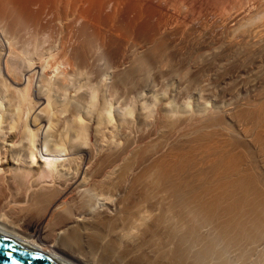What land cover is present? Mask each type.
<instances>
[{
  "label": "bare ground",
  "instance_id": "bare-ground-1",
  "mask_svg": "<svg viewBox=\"0 0 264 264\" xmlns=\"http://www.w3.org/2000/svg\"><path fill=\"white\" fill-rule=\"evenodd\" d=\"M205 1L0 0V234L60 264H264L261 77L250 98L219 105L186 75L178 94L195 93L193 107L136 97L147 71L172 68L180 51L166 38L195 12L230 11L206 24L228 30L207 59L263 56L264 18L251 10L263 14L264 0ZM46 32L59 36L48 63L15 51ZM70 77L79 82L66 93ZM30 78L24 116L14 97Z\"/></svg>",
  "mask_w": 264,
  "mask_h": 264
},
{
  "label": "rangeland",
  "instance_id": "rangeland-1",
  "mask_svg": "<svg viewBox=\"0 0 264 264\" xmlns=\"http://www.w3.org/2000/svg\"><path fill=\"white\" fill-rule=\"evenodd\" d=\"M194 1H196V2H198V3H204V2H207V1H205V0H194ZM245 2H246V5L247 4H250L251 5V3L250 2H255L254 0H244ZM243 1V2H244ZM247 1H248V3H247ZM242 2V3H243ZM244 2V3H245ZM244 5V4H243ZM253 6H254V4H252V10L251 11H254L253 12V14L255 15H252L253 16V18L255 17V19H254V21H256L257 22V20L258 21H260L261 19H263L264 18V11H263V14H262V12L261 11H258L259 9L257 8V7H254L253 8ZM256 8V9H255ZM217 11H219V13L217 12ZM217 11H211V10H206V11H201V12H195V14L194 15H192L193 17L191 18V20H190V24L188 25L189 27H187V29H185V31H183L182 32V34L180 33L179 35H178V37H177V35H173V36H171V38H169V37H167L166 38V40L167 41H169L170 42V39H171V41H172V38H174L173 40H174V45H175V48L177 49V48H179V49H177L178 50V52L180 51V54L179 53H177L176 55L174 54L175 52H176V50H173V53H169L168 54V59H169V61L171 62H168V63H170L172 66V68H170V70L169 71H165V72H163L161 75H160V73H155V71H154V73L152 74V72H151V70H149V71H147V74L148 75H146V77L144 78L145 80V82L143 81V83L145 84H143V88H141L140 90L141 91H139L138 92V94L137 95H140V96H137L136 95V97H138V98H140L141 96H142V99L143 98H145L146 97V99H154L155 97L157 98L158 96H161V97H164V98H168V99H170V101L172 102V103H175V104H188V106L187 107H193V105H195V104H197V102H198V98L196 97V94L195 93H192V92H187V93H189V94H182V95H179L178 93H179V91H180V89H181V80H182V78L186 75V77H189L188 79H191L190 81L191 82H193L194 84H198L199 86H201V88H203L202 89V91H201V95H202V97H204V95H207L206 97H204L205 98V102L206 101H208L209 103H208V105H207V102H206V105L207 106H210L211 104H216L217 103V101L219 102V103H217V105H219V104H221V102H225V100L226 99H231V98H234V97H236V96H242V94H244L243 95V97H245L246 99H248V98H250V96H251V94H252V91H251V87H249L251 84V82L256 78V77H263L262 79L261 78H259L258 80L259 81H261L262 83H260V82H258V84L257 85H255V87L258 89V91H257V89L255 88V92H257V93H259L260 92V89H262L261 90V94H263L264 95V69L262 70L261 68H264V54H263V56H262V54H260V55H253V56H251V54H249L247 57H242L243 58V60H242V58H240V59H233V60H228V61H230V63L229 64H227L228 62H227V60H224L223 59V55L221 56H218V57H216L215 59V61H213V59H207L206 58V52L211 48V46H215V45H219L220 43H221V37H223V36H226V34H228V30L226 29V27L224 26V24H222V25H219L218 27H220V28H218V30L219 31H213L212 32V30H210V32H208V34L204 31L205 30V28H207L206 27V24H207V26H211L212 25V23H214V22H216L217 23V21H218V23L221 21V19L222 18H224L223 16H225L226 14V11H229V10H225V13H223L224 11H222L221 9H219V10H217ZM258 11V12H257ZM207 12V13H206ZM210 12H212L213 14H211V15H213V16H211L209 13ZM216 12V13H215ZM220 12H222V14L220 13ZM230 12V11H229ZM256 12V13H255ZM204 13V14H203ZM223 14H225V15H223ZM198 15V17H195V16H197ZM221 15V16H220ZM216 16H217V18H216ZM219 16V17H218ZM251 16V17H252ZM257 16V17H256ZM262 16H263V18H262ZM205 17V18H204ZM46 18H48V17H46ZM198 18V19H197ZM252 18V19H253ZM6 19H8V18H6ZM5 19V20H6ZM213 19V20H212ZM215 19V20H214ZM217 19H220V20H217ZM196 20V21H195ZM205 20V21H204ZM217 20V21H216ZM200 22H202V24L200 23ZM204 22V23H203ZM207 22V23H206ZM194 25H193V24ZM211 24V25H210ZM205 25V26H204ZM215 25V24H214ZM194 26V27H193ZM204 28H203V27ZM217 27V26H216ZM199 28V29H198ZM202 30H201V29ZM224 28V29H223ZM188 29H190V30H188ZM192 29V30H191ZM223 31H222V30ZM195 31V33H194V31ZM51 31H53V29L51 28ZM192 31V32H191ZM199 31H200V33H199ZM1 32V31H0ZM201 32H202V34H201ZM222 32V33H221ZM56 33V32H55ZM54 33V34H55ZM186 33V34H185ZM189 33V34H188ZM204 33H205V37L206 38H204ZM216 33V34H215ZM36 34V33H35ZM42 34V33H41ZM58 34V33H57ZM190 34H192V35H190ZM199 34V35H198ZM221 34V35H220ZM33 35L34 34H32V35H30V34H28V36L27 35H25L28 39H29V42H30V40L32 41H35V38H36V41L33 43V41H32V43L31 44H29V43H26L25 41H23V38L25 37H21V44H20V42L18 41V43H19V47H17V44H16V47L17 48H15V51L16 52H18V54L20 53V55H22L23 53H26V54H28V56H31L32 57V59L33 60H37V58H38V60H39V62H41V63H44L47 59H48V57H49V59L48 60H52V57H53V55H55V51H57L58 49H59V44H58V46H56L55 47V44L57 45V43H59V36L58 35H53V36H51V38L52 39H50L49 37V35H50V33H43V35L45 36H40L39 37V35H40V33H39V35L37 36L36 35V37H35V35H34V37L35 38H30L31 36L33 37ZM192 36L191 38H189L190 36ZM207 35V36H206ZM216 35V36H215ZM3 35H1V33H0V51H3L5 48H6V42H5V40H4V38L2 37ZM58 36V37H57ZM186 38V39H183L184 37ZM186 36H189L188 38L186 37ZM194 36V37H193ZM218 36V37H217ZM2 37V38H1ZM25 37V38H26ZM42 37V38H41ZM54 37H55V39H54ZM183 37V38H182ZM200 37V38H199ZM202 37V38H201ZM212 39H211V38ZM214 37H216L215 39H214ZM26 38V39H27ZM39 38V39H38ZM58 38V39H57ZM168 38H169V40H168ZM194 38V39H193ZM217 38H219V39H217ZM26 39H24V40H26ZM38 39V40H37ZM197 39V40H196ZM203 39H206V40H203ZM209 39H211V40H209ZM53 40H55V41H53ZM56 40H57V42H56ZM177 40V41H176ZM208 40H209V42H208ZM217 40H219L218 42L219 43H217ZM26 41H28V40H26ZM176 41V42H175ZM188 43H187V42ZM196 41H198V42H196ZM199 41H201V43L199 42ZM24 42V43H23ZM49 42V43H48ZM54 42V43H53ZM56 42V43H55ZM3 43V44H2ZM23 43V44H22ZM180 43V44H179ZM198 43V44H197ZM208 43V44H207ZM210 43V44H209ZM213 43H214V45H213ZM25 44V45H24ZM29 46H28V45ZM176 44H177V46H176ZM187 44V45H186ZM206 44V45H205ZM22 45V46H21ZM34 45H35V47H34ZM210 45V46H209ZM32 46V47H31ZM124 46V45H123ZM123 46L121 47V49L119 50V54L120 55H118V56H121V52L123 51H125L124 49H125V47H124V49H123ZM189 46V47H188ZM24 47V48H23ZM21 48V49H20ZM26 48H28V49H26ZM34 48V49H33ZM50 48V49H49ZM2 49V50H1ZM18 49H20L21 50V52H23V53H21V52H19L18 51ZM25 51H23V50ZM123 49V50H122ZM194 49V50H193ZM201 49V50H200ZM26 50H30V55H29V52L28 51H26ZM187 51L186 53H185V51ZM207 50V51H206ZM37 51V52H36ZM44 51V52H43ZM47 51V52H46ZM53 51V53H51ZM121 51V52H120ZM195 51V52H194ZM28 52V53H27ZM191 52V53H190ZM194 52V53H193ZM35 53V54H34ZM42 53V54H41ZM185 53V54H184ZM17 54V53H16ZM37 54H39V55H37ZM45 54V56L43 57V55ZM50 54H51V56H50ZM174 54V55H173ZM189 54V55H188ZM225 54V53H224ZM25 55V54H24ZM35 55H37V57L35 56ZM48 55V56H47ZM180 55V56H179ZM184 56V58H183V56ZM185 55H187V56H185ZM205 55V56H204ZM26 57H27V55H25ZM35 56V57H34ZM260 58H259V57ZM171 57V58H170ZM188 57H190V58H188ZM201 57V58H200ZM249 57V58H248ZM252 57H255V58H252ZM263 57V58H262ZM36 58V59H35ZM40 58L42 59L41 61H40ZM45 58V59H44ZM183 58V59H182ZM188 58V59H187ZM194 58V59H193ZM200 58V59H199ZM262 58V59H261ZM102 59V60H101ZM101 59H99L100 61L98 62V63H96V64H98L97 65V68L100 70L99 72H98V75H99V73H103V74H100V75H104L105 74V71H106V69H108V65L106 66V59H104V58H101ZM105 61H104V60ZM197 59H199V60H197ZM245 59H247V60H245ZM251 59H252V62H250L251 61ZM253 59H255V61L253 60ZM258 59V60H257ZM37 60V61H38ZM47 60V61H48ZM184 60H186V61H184ZM193 60V61H192ZM197 60V61H196ZM222 60V61H221ZM223 60L226 62H223ZM249 60V61H248ZM46 61V63H48ZM194 61L195 62H197V63H201V65L200 64H198V65H200V66H198V68L197 69H195V70H193L192 69V64L194 63ZM201 61V62H200ZM218 61H220V62H223L224 63V65L221 63V64H219L220 62H218ZM104 62V63H103ZM179 62V63H178ZM185 62L187 63L186 64V66H185ZM191 62H192V64H191ZM212 62H213V64H212ZM234 64H233V63ZM236 62H238V63H236ZM245 63V65H244V63ZM207 63V64H206ZM236 63V64H235ZM258 63V64H257ZM105 64V65H104ZM107 64H109L108 62H107ZM176 64V65H175ZM190 64H191V66H190ZM227 64V65H226ZM241 64H243V66L241 65ZM249 64H251V65H249ZM260 64H261V66H260ZM0 65H2L1 63H0ZM45 65V64H44ZM50 65V64H49ZM181 65V66H180ZM212 65V66H211ZM221 65V66H220ZM232 65V66H231ZM238 65V66H237ZM51 67H49V66H46V68L48 69V71L50 72L48 75L49 76H51L52 77V75L55 73V68H56V65H50ZM102 66V67H101ZM104 66V67H103ZM175 66V67H174ZM202 66V67H201ZM223 66V67H222ZM247 66V67H246ZM251 66V67H250ZM105 67H107V68H105ZM174 67V68H173ZM191 67V68H190ZM217 67V68H216ZM221 67V68H220ZM224 67H225V69H224ZM242 67V68H241ZM258 67V68H257ZM181 68V69H180ZM258 70H257V69ZM52 69H53V71H52ZM172 69V70H171ZM189 69V70H188ZM211 69V70H210ZM214 69V70H213ZM262 71H261V70ZM3 70H4V67H3ZM3 70H2V67L0 68V76L1 77H3V78H6L7 79V77H6V75H5V77L3 76ZM192 70V71H191ZM208 70V71H207ZM253 70V71H252ZM104 71V72H103ZM172 71V72H171ZM183 71V72H182ZM185 71V72H184ZM213 71V72H212ZM237 71V72H236ZM258 71V72H257ZM261 71V72H260ZM170 72V73H169ZM241 73H242V75H241ZM257 73V74H256ZM259 73H262L261 75H259ZM164 74V75H163ZM173 74V75H172ZM184 74V75H183ZM221 74H222V76H221ZM100 75H99V77H100ZM153 75V76H152ZM157 75V76H156ZM189 75V76H188ZM206 75V76H205ZM258 75V76H257ZM100 77V79H106V78H104V77H107L106 75L105 76H103V77ZM181 76V77H180ZM221 76V77H220ZM163 79H162V78ZM237 77V78H236ZM239 77V78H238ZM254 77V79H252ZM32 81H31V80ZM28 81H27V84H25V86L26 87H24L23 89L24 90H21V91H19L16 95H15V99L17 100V102L19 103V107H20V111H21V113L24 115V116H26L25 115V107H26V105H27V102L29 101V99H31L30 97H32V95H31V93H33V91H34V79H32V78H30ZM172 79V80H171ZM194 79V80H193ZM205 79V80H204ZM226 79V80H225ZM243 79H244V81H243ZM196 80V81H195ZM198 80V81H197ZM240 80V81H239ZM252 80V81H251ZM31 81V83H30V85H29V83L28 82H30ZM242 81V82H241ZM65 82H66V86L65 87H67L68 89H66V90H64L66 93L67 92H69V91H71L72 89H74V88H76V86L78 85L77 83L79 82V80H78V78H76V77H70L69 79H67V80H65ZM197 82V83H196ZM227 82V83H226ZM250 82V83H249ZM228 83H229V85H228ZM243 83H244V85H243ZM260 83V84H259ZM208 84V85H207ZM31 85L33 86V87H31ZM73 85V86H72ZM161 85V86H160ZM178 85V86H177ZM180 85V86H179ZM197 85V86H198ZM259 85V86H258ZM24 86V85H23ZM22 86V87H23ZM28 86H30V87H28ZM75 86V87H74ZM183 86H184V84H183ZM182 86V87H183ZM211 86V87H210ZM20 87V86H19ZM65 87H64V89H65ZM248 87V88H247ZM206 88V89H205ZM245 88V89H244ZM69 89H71V90H69ZM144 89V90H143ZM250 89V90H249ZM25 90H27V91H25ZM143 90V91H142ZM209 90V91H208ZM231 90V91H230ZM31 91V92H30ZM212 92V93H211ZM202 93H204V94H202ZM210 93V94H209ZM250 95H249V94ZM27 94H29V95H27ZM155 94V95H154ZM178 94V95H177ZM191 94V95H190ZM209 94V95H208ZM240 94V95H239ZM146 95V96H145ZM147 95H148V97H147ZM150 95V96H149ZM233 97H232V96ZM30 96V97H29ZM179 96V97H178ZM198 96V95H197ZM231 96V97H230ZM178 97V98H177ZM196 97V98H195ZM226 97H228V98H226ZM0 98H2V97H0ZM29 98V99H28ZM210 98V99H209ZM215 98V102H214V99ZM195 99V100H194ZM225 99V100H224ZM211 100V101H210ZM220 100V101H219ZM223 100V101H222ZM2 100H0V102H1ZM196 101V102H195ZM23 102V103H22ZM188 102V103H187ZM204 102V103H205ZM213 102V103H212ZM4 105V104H3ZM2 106V105H1ZM23 106V107H22ZM23 110V111H22ZM24 112V113H23ZM23 115H22V117H23ZM23 120H24V118H23Z\"/></svg>",
  "mask_w": 264,
  "mask_h": 264
},
{
  "label": "water",
  "instance_id": "water-1",
  "mask_svg": "<svg viewBox=\"0 0 264 264\" xmlns=\"http://www.w3.org/2000/svg\"><path fill=\"white\" fill-rule=\"evenodd\" d=\"M0 264H60L0 234Z\"/></svg>",
  "mask_w": 264,
  "mask_h": 264
}]
</instances>
